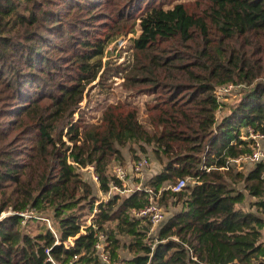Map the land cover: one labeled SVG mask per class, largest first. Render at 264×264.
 <instances>
[{"label":"trees","instance_id":"trees-1","mask_svg":"<svg viewBox=\"0 0 264 264\" xmlns=\"http://www.w3.org/2000/svg\"><path fill=\"white\" fill-rule=\"evenodd\" d=\"M136 24L122 86L152 96L146 124L123 101L89 123L86 87L126 69L101 60ZM226 83L242 85L234 103L216 99ZM262 124L264 0H0V214L29 210L50 222L0 218V264H103L98 233L112 258L127 250L123 264H260L264 163L243 172L228 159L250 151L240 129ZM126 145L136 161L134 146L150 147L161 168L146 184L156 190L200 181L162 191L159 202L178 207L152 235L149 220L130 215L145 191L97 202L89 177L102 193L121 187L109 167L123 163Z\"/></svg>","mask_w":264,"mask_h":264},{"label":"rangeland","instance_id":"rangeland-1","mask_svg":"<svg viewBox=\"0 0 264 264\" xmlns=\"http://www.w3.org/2000/svg\"><path fill=\"white\" fill-rule=\"evenodd\" d=\"M96 1L99 2L101 0H96ZM176 2L193 3L194 0H176ZM138 34H139V29L136 24L133 32L121 34L116 41H114L107 47L106 53L104 54V57L101 60L102 63H106L109 61L112 65L121 64L122 66H125L126 69L122 71V73H120V76L110 77L106 82H104V85L92 86L93 83H91L86 87L84 93V99L81 103V106L85 111V118L89 123H96L99 120V117L101 116L104 107L107 106L108 104L116 103L117 101H123L136 107L138 110L139 120L143 124H146L145 107H146V103L151 101L152 96L143 93L137 94L135 93V91L128 90L122 86V82L124 80V74L128 71V69L132 66L134 62V56H133L134 51L132 49L131 40L135 38ZM121 40L122 41L125 40V42L122 45H121L122 43ZM241 89H242L241 85L239 87L237 86V89L227 94L228 96L225 99H222V101H225L227 103L236 102L240 96ZM223 112H227V110L223 109L221 113ZM134 148L136 149L135 155H137L138 158L146 157L149 165L143 169L142 174L139 176H135L134 174L128 172V179L130 184H135L138 183L139 181L142 182L143 184H146L147 179L150 178V176L154 175V173L159 172L161 166L159 162L156 159H154L150 151V147L147 148L146 154L139 152V150L135 146ZM121 151L124 156L123 163H118V162L111 163L109 167L110 172L112 165L114 164H121L124 167V169H129L130 165H132L134 161H136V160H132V155H131L132 152L129 150V145L123 147ZM251 167H253V165L243 163L241 168L240 169L237 168V169L246 172ZM89 177L95 188L94 192L96 193L97 198L101 199L102 194L100 193V191H98L97 189L98 185L96 183V179H94L91 172L89 174ZM236 187L240 190H243L241 183L237 184ZM245 194H246V199L244 206H247V203L254 200V198L248 196L246 192ZM170 202L171 201L168 202V205H163L159 202L164 211V219L165 217H168V215L178 207V206H172ZM90 218L91 216L89 215L82 219L81 223L83 227L90 224ZM157 226L158 224L152 227L150 235L154 234L155 228ZM120 239L122 243H127L128 241L127 237H121ZM118 254H119L118 257L119 260L129 256V253L125 248H120L118 250Z\"/></svg>","mask_w":264,"mask_h":264},{"label":"built area","instance_id":"built-area-1","mask_svg":"<svg viewBox=\"0 0 264 264\" xmlns=\"http://www.w3.org/2000/svg\"><path fill=\"white\" fill-rule=\"evenodd\" d=\"M124 42L125 40L122 41L121 45ZM237 86L239 87L240 85L233 83H226L223 85L216 86L215 95L217 101L221 103L222 99H225L228 96L227 94L237 89ZM217 116H219V110L217 112ZM239 138L242 141L247 142L248 146L250 147V151L245 152L237 157L229 158L228 163L230 165L235 166L236 169L237 168L240 169L243 163H247L250 165H254L256 163H264V124L261 125V128L254 127L251 125L242 127L240 129ZM148 165L149 163L146 157H142L139 160L135 161L132 165H130L129 169H124V167L121 164L112 165L110 173L121 182V187L115 186L111 182L110 188L106 193L100 192L102 194L101 195L102 197L101 199H98L97 202L107 201L114 193H118L119 195H125L133 191L143 190L146 192V196H147L146 204L139 209H132L130 211V215L135 218H145L149 220L153 227L164 219V211L159 203V199L162 196L163 190L169 189L172 192L177 193L182 191L186 187V185L190 182H195L196 184L200 183L198 177L194 179H190L189 177L178 178L174 183H168L163 187H160L158 190L154 189L153 187L147 184H143L140 181L135 184H130L128 179V172L134 174L135 176H139L142 174L143 169L146 168ZM222 168H228V167H222ZM92 176L94 177V179H96V177L93 174ZM263 177H264V173H263ZM13 213L19 214L20 216L23 217V221L21 222L22 224H25V222L31 217L32 218L37 217L42 221H44L48 226L50 225L49 219H47L46 217L37 216L36 213L29 210H25L21 212H14L12 210L5 211L0 214V218H2L7 214H13ZM68 241L70 244H72L71 238H69ZM94 249L101 263L123 264L122 261H120L119 259L111 257L109 250L107 248V241L105 240V236L103 233H98V240L94 245ZM76 259L77 256H74V258L68 261L67 263H59V262H55L51 257H48V260L51 262V264H79L75 262ZM261 261L262 262L260 264H264V255L261 258Z\"/></svg>","mask_w":264,"mask_h":264},{"label":"crops","instance_id":"crops-1","mask_svg":"<svg viewBox=\"0 0 264 264\" xmlns=\"http://www.w3.org/2000/svg\"><path fill=\"white\" fill-rule=\"evenodd\" d=\"M155 174V173H154ZM264 238V237H263Z\"/></svg>","mask_w":264,"mask_h":264}]
</instances>
